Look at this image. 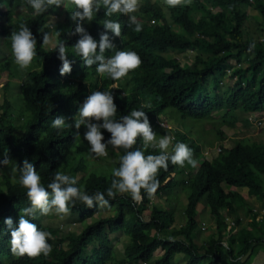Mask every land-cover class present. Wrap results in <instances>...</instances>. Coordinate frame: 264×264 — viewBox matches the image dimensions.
<instances>
[{"label": "trees", "instance_id": "trees-1", "mask_svg": "<svg viewBox=\"0 0 264 264\" xmlns=\"http://www.w3.org/2000/svg\"><path fill=\"white\" fill-rule=\"evenodd\" d=\"M0 7H3L0 39L5 44L12 45L11 34L18 32L22 24L37 39L32 67L21 76L17 86L19 114L7 100L0 103V151L3 153L0 161L7 153L19 169L27 159L46 188L58 171L72 176L77 179V187L89 195L105 193L109 200L106 207L113 208L112 215L85 223L98 212L100 205L89 208L78 200L74 205L70 203V213L84 223L76 233L61 234L58 229L42 227L36 217H27L38 228L51 233L48 243L52 251L47 256H19L11 250V230L4 220L11 217L12 227H18L21 209L30 207L31 202L19 178L12 179L1 173L0 264H170L175 254L184 256V264H248L253 246L264 242V216L258 221L254 219L250 203L238 188L245 187L247 194L264 207V141L243 136L233 145L224 146L226 135L219 125L239 122L248 126V117L262 116L264 37L261 40L245 35L243 25L248 16L246 11L255 10L264 33V0H190L175 7L167 4L164 11L153 9L151 1L144 0L138 11L131 14L142 24L140 32L134 31L135 25H130L127 15L116 13L106 17L101 3L100 11L94 13L91 22L84 21L83 27L97 42L100 34L107 31L115 47L106 51V57L123 50L137 52L142 60L139 68L119 81L101 77L96 65L87 67L76 54L73 46L79 35H70L76 26L70 15L77 9L70 0H63L60 8L49 6L41 14L35 13L27 0H0ZM52 14L60 19L53 27L49 22ZM105 19L121 24L120 37L104 29ZM45 33L55 36L51 46L42 44ZM58 43L66 45L68 59L73 62L71 74L60 75ZM189 51L194 52L192 60L181 64L178 57L185 58ZM1 62L0 69L10 66L6 60ZM230 62L227 81L223 82L222 71ZM106 90L114 94L118 108L116 119L133 109H142L156 135L171 133L175 143L183 142L193 150L195 160L202 156L201 149L212 148L216 143L219 151L188 171L169 161L167 170L158 172L157 192L149 197L142 189L143 199L139 203L132 200L130 193L108 198L106 190L114 179L112 170L119 167L125 150L109 146L107 157H95L84 139L86 127L81 126L79 136L74 128L78 109L89 94ZM143 105L149 106L142 108ZM217 111H221L218 116L214 115ZM57 116L65 118L63 129L51 127ZM169 117L176 126L161 127L158 118L167 122ZM206 123L210 127L202 134V125ZM192 124L199 129L194 131ZM102 133L105 140L111 136L103 129ZM207 133L212 136L208 137ZM136 149L145 155L160 154L159 148L145 146L142 137L137 138L130 150ZM5 166L0 164V170ZM173 187H178L176 190L185 197L181 208L185 221L180 226H173L170 210L152 201L162 194L170 196ZM199 203L213 219L216 229L207 244H197L194 239L200 231L196 218ZM238 208L252 217L254 228L245 233L240 231V240L235 245L228 240L232 235L225 221ZM146 211L151 216L144 219ZM253 230L258 231L257 237L253 236ZM118 232L126 239L121 256L116 258L110 235ZM156 250L160 254L154 256Z\"/></svg>", "mask_w": 264, "mask_h": 264}, {"label": "clouds", "instance_id": "clouds-1", "mask_svg": "<svg viewBox=\"0 0 264 264\" xmlns=\"http://www.w3.org/2000/svg\"><path fill=\"white\" fill-rule=\"evenodd\" d=\"M70 2L77 9L70 15L71 20L76 22L75 30L70 35H79V39L73 47L87 67L96 65L98 75L119 81L130 71L141 66V57L135 51L118 50L114 56L106 57V51L115 47L107 31L100 34V40L97 42L83 27L84 21L91 22L94 13L100 11L102 3L106 10V17H111L116 13L127 15L130 25H135L134 31L140 32L142 24L135 15H131L138 11L140 0H70ZM27 3L35 13L41 14L47 11L49 6L54 5L56 8H60L63 5V0H27ZM166 3L175 7L182 3H190V0H166ZM55 18L59 19L57 15H50L51 27L58 25L54 24ZM103 27L105 30H110L114 36H121V24L118 21L105 19ZM11 41L15 63L20 69H27L37 54L36 37L28 26L22 24L18 32H12ZM50 42L49 35L45 33L42 44L48 45ZM57 48L58 59L62 62V67L59 69L60 75L71 74L73 62L68 59L66 45L58 43ZM114 99V94L110 90L92 92L79 107L74 128L79 136L78 130L81 126L86 127L84 139L90 145V153L95 157H107L109 146H112L113 149L123 148L125 150V154L120 157L119 167L112 170L114 179L106 190V196L115 199L117 194L130 193L132 200L139 203L143 199L142 189L149 197L157 192L159 188L158 172L160 169L167 170L169 161L173 165L181 167L187 162L195 168L197 160L193 158V150L183 142L175 143L172 152L169 153L168 149L173 138L165 135L157 141L148 115L142 109H133L128 115L116 119L118 108ZM148 106L143 105L142 108ZM65 126L63 116L55 117L51 125L56 129H63ZM102 129L111 134L109 139L105 140ZM138 137L143 138L145 146L151 145L154 148H159L160 154L145 155L144 151L140 149L130 150L136 144ZM11 163L5 153V158L0 161V164L9 165ZM17 171L20 173L19 183L27 189V197L31 206L21 209L18 227H12L11 217L4 220L11 230V250L16 255L37 257L43 254L47 256L52 251V246L48 243L51 233L41 230L27 218H34L37 211L45 216L52 213L53 210L57 215H68L70 214L69 204L74 205L77 200L89 208L95 204H99L101 207L109 205L105 193L95 192L89 195L82 188L77 187L76 178L59 171L55 173L52 182L46 188L41 182L40 174L27 159L23 161L22 168L18 169L17 166H12V173L15 174Z\"/></svg>", "mask_w": 264, "mask_h": 264}, {"label": "rangeland", "instance_id": "rangeland-1", "mask_svg": "<svg viewBox=\"0 0 264 264\" xmlns=\"http://www.w3.org/2000/svg\"><path fill=\"white\" fill-rule=\"evenodd\" d=\"M144 0H140V5L143 3ZM152 3L153 9L157 11H164L166 8V0H150ZM1 10L3 8L1 7ZM247 17L244 20V25L243 28L245 31V35L247 36H252L253 38H259L263 40L264 33L262 32L261 28V19L259 14L252 9H248L247 11ZM60 21L58 18H55L54 24H59ZM172 28H174V25H171ZM50 43L48 46H51L54 41V35L50 37ZM0 65L2 64L1 61L6 60L9 62L10 66L7 69H0V103L2 102L3 99L7 100L10 104V106L14 109L16 114H19L18 111L21 109V103H20V97H19V90H18V85L19 81L21 79V76L24 75L25 72H27L31 67L32 64L27 68V69H20L19 66L15 63V58L12 53V45L5 44L2 39H0ZM2 47V48H1ZM1 49L3 50L1 52ZM194 55V52L189 51L186 54V57L183 58L182 56L178 57V61L182 63H188L189 61L192 60V57ZM230 65H232V62L229 63L228 66L224 68L222 71V81L226 82V77L231 69ZM92 92L89 94L91 95ZM221 114V111L214 112V115L218 116ZM264 115V105L262 109V116ZM261 116V115H260ZM261 116V118H262ZM254 118L256 116H253ZM78 118V115L77 117ZM253 118V119H254ZM256 119V118H255ZM18 121V119L16 120ZM158 121L163 127H170L171 129L176 126V123L174 122V119L169 117L167 122L161 121L158 118ZM252 122V121H251ZM249 122L248 126H243L241 123H223L222 125H219V129H221L226 135L229 136L228 142L226 143L228 146L233 145L234 142L243 137L246 136L250 140H262L264 141V118L263 120L261 119L260 124H255L254 122ZM218 125V124H216ZM210 127V124L206 123L202 125V134H205V131ZM191 128L196 131L199 129V127L196 126V124H192ZM165 136V134H157V141ZM173 138L172 134L170 133L169 135ZM207 136L210 137L212 136L211 133H207ZM192 137V136H191ZM175 145L174 139L172 140V144H170L168 151L171 153L173 150V147ZM214 148L217 147V145L214 144ZM202 150V149H201ZM207 155L201 156L197 160V165L201 162L203 159H209L215 154L214 150H208ZM3 155V153L0 151V156ZM12 163L9 165H6L2 170H0V174L4 173L8 175L12 179L19 178L20 173L17 171L15 174L12 173V166L15 165L14 161H11ZM105 162L109 164V159H106ZM184 168L188 170L194 169L191 165L187 164L185 162ZM1 180V178H0ZM178 187H173L171 191V195L166 197L164 194L160 195L158 198L152 200L156 206H160L161 208L170 210L173 218V226H177V223H181L184 221V217L181 213V208L185 203V197L182 192L179 190H176ZM198 205H201L200 203ZM198 207V206H197ZM200 208V207H199ZM203 208H201L198 211L197 214V220H200L198 225L200 223H204L205 228L201 230L199 228V232L196 233L195 237L198 241L200 242H206L207 237H209V234L211 233V225L208 223V220L206 217H204V214H202ZM113 214V208L112 207H101L99 208L98 212L94 214L91 218L87 219L85 223L91 222L95 219H98L100 216H110ZM151 215L148 213V211L145 212L144 214V219L150 217ZM35 217L39 221L42 227L45 228H52V229H58V231L62 234L65 232H78L84 223L79 222L77 220V215L76 214H68V215H57L55 211L53 210L52 213L49 215H41L39 211L36 212ZM125 236L121 232L116 233V235H110V244L115 251V256L116 258L121 256L122 248L125 243ZM160 254L159 250H156L154 252V256H157ZM184 261V256L182 254H175L172 256L171 263L170 264H183Z\"/></svg>", "mask_w": 264, "mask_h": 264}, {"label": "crops", "instance_id": "crops-1", "mask_svg": "<svg viewBox=\"0 0 264 264\" xmlns=\"http://www.w3.org/2000/svg\"><path fill=\"white\" fill-rule=\"evenodd\" d=\"M254 117H252L251 119L252 120H258L259 121V123L258 124H260V122H261V119L263 120V117L261 118V116H257V117H255L254 119H253ZM248 119V118H247ZM252 120H249V122H251ZM252 123V122H251ZM256 124V123H255ZM225 135H226V133H224ZM228 138H229V136L228 135H226L225 136V139L223 140V142H222V144L224 145V146H228L226 143L228 142ZM215 145H217V147L219 148V143H216ZM231 146V145H230ZM206 149H208V150H214V147H212V148H203L202 149V156L204 155L203 154V151L204 150H206ZM220 149V148H219ZM207 155V154H206ZM238 191L240 192V194L243 196V198H244V200L247 202V203H250V205H251V207H253V206H262L261 205V203H260V201L257 199H255L253 196H250V195H248L247 194V189L245 188V187H241V188H238ZM198 207H196L197 209V212L201 209V208H203V213L202 214H204V217H206L207 218V220H208V223L211 225V228H212V230H211V233L209 234V236L210 235H215V227H214V223H213V219L208 215V213H207V211H206V209L204 208V206L203 205H197ZM200 207V208H199ZM242 208H238V209H235V211L233 212V214H232V216L230 217V218H228V219H226V229L228 230V229H231V237H229L228 238V240H230L232 243H234L235 245H237V243L239 242V240H240V238L238 237V233L240 232V231H242L243 233H245L247 230H251L252 228H254V227H252V223L251 222H253V219H252V217L247 213V214H245L244 212H243V210H241ZM185 221V220H184ZM184 221L183 222H181V223H177L176 225L177 226H180V225H182L183 223H184ZM200 221V220H199ZM258 221V220H257ZM199 223V222H198ZM201 226H203L204 228H205V225H204V223H200L199 224V228L201 227ZM203 228V229H204ZM201 229V228H200ZM203 229H201V230H203ZM237 234V237H236V239H235V235ZM257 235H258V231H256V230H253V236L254 237H257ZM195 239V242L197 243V244H200V243H205V244H207V242H208V237H207V240H206V242H200V243H198V241H197V239H196V237L194 238ZM222 242L224 243V242H226L225 240H223L222 239ZM254 247V250H253V252L251 253V256H250V259H249V262H248V264H264V242H262V243H256L255 244V246H253ZM183 264H184V261H183Z\"/></svg>", "mask_w": 264, "mask_h": 264}, {"label": "built area", "instance_id": "built-area-1", "mask_svg": "<svg viewBox=\"0 0 264 264\" xmlns=\"http://www.w3.org/2000/svg\"><path fill=\"white\" fill-rule=\"evenodd\" d=\"M248 120H252V119L248 117ZM252 122H254L256 124L259 123L258 120H252ZM214 151H215V153H217L219 151V148L218 147L214 148ZM207 152H208V149L204 150L203 151V154L206 155V154H208ZM251 214L254 215V219L260 220L261 217L264 216V207H262V206H253L251 208ZM200 228L203 229L204 227L201 226ZM141 264H146V263L142 262Z\"/></svg>", "mask_w": 264, "mask_h": 264}]
</instances>
